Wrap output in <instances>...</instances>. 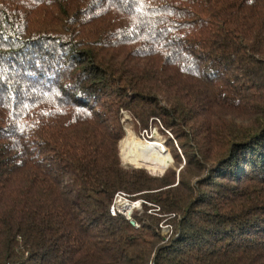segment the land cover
Returning a JSON list of instances; mask_svg holds the SVG:
<instances>
[{
	"label": "trees",
	"instance_id": "obj_1",
	"mask_svg": "<svg viewBox=\"0 0 264 264\" xmlns=\"http://www.w3.org/2000/svg\"><path fill=\"white\" fill-rule=\"evenodd\" d=\"M0 264H264V0H0Z\"/></svg>",
	"mask_w": 264,
	"mask_h": 264
},
{
	"label": "bare ground",
	"instance_id": "obj_2",
	"mask_svg": "<svg viewBox=\"0 0 264 264\" xmlns=\"http://www.w3.org/2000/svg\"><path fill=\"white\" fill-rule=\"evenodd\" d=\"M122 145L124 156L129 161L147 165L153 170L165 169L171 160L168 150L155 140L145 139L141 143H135L127 137L122 141Z\"/></svg>",
	"mask_w": 264,
	"mask_h": 264
},
{
	"label": "built area",
	"instance_id": "obj_3",
	"mask_svg": "<svg viewBox=\"0 0 264 264\" xmlns=\"http://www.w3.org/2000/svg\"><path fill=\"white\" fill-rule=\"evenodd\" d=\"M163 142V141H162ZM164 143V142H163ZM132 200V199H131ZM128 194L124 191H117L114 194L113 201L110 204L109 212L112 216H115L116 214H123L127 219L132 218V212L133 209L135 210H142L143 209V203L147 204L148 212L157 214L159 211V207H150L151 204L145 200L137 199L131 201ZM134 225H137L136 222ZM161 232L162 234L166 235L168 232H170V225L169 224H160Z\"/></svg>",
	"mask_w": 264,
	"mask_h": 264
},
{
	"label": "rangeland",
	"instance_id": "obj_4",
	"mask_svg": "<svg viewBox=\"0 0 264 264\" xmlns=\"http://www.w3.org/2000/svg\"><path fill=\"white\" fill-rule=\"evenodd\" d=\"M167 132H168V130H167ZM145 134L148 135L149 138H141V137H138V136L134 135L133 132H132L129 128H126V134H125L124 138L119 142V152H120L121 158H122V160H123L124 163L132 164V165H134V166H136V167H143V168H146L151 174H154V175H160V174H162L167 168H169V167H171V166H174V161H173V158H172L171 154H169L170 157H171L170 162L168 163V165L166 166V168L163 169V170H161V171H159V170H153V169L149 168L147 165H139V164H137V163L131 162V161H129L128 158H126V157L124 156L122 141H123L124 139H126L127 137H128L132 142H135V143H141V142H143L145 139L155 140V141H158L162 146L165 147V145H163V144L161 143V140H160V139L162 138V135H161V132L158 130L157 127H151V128L148 130V132L145 133ZM165 148H166V147H165ZM166 149H167V150L169 151V153H170V150H171V149H170L169 147L166 148ZM183 163H184V161L182 160L181 164H183ZM181 164H180V165H181ZM130 200H131V199H130ZM131 201H133V200H131ZM134 210H135V209H133V211H134Z\"/></svg>",
	"mask_w": 264,
	"mask_h": 264
},
{
	"label": "water",
	"instance_id": "obj_5",
	"mask_svg": "<svg viewBox=\"0 0 264 264\" xmlns=\"http://www.w3.org/2000/svg\"><path fill=\"white\" fill-rule=\"evenodd\" d=\"M131 224H134L135 223V220L133 218L129 219Z\"/></svg>",
	"mask_w": 264,
	"mask_h": 264
}]
</instances>
